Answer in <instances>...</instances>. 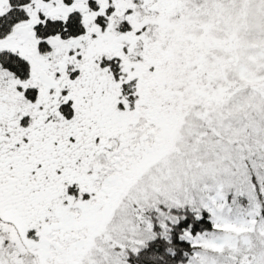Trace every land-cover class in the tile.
<instances>
[{
    "label": "snow or ice",
    "instance_id": "snow-or-ice-1",
    "mask_svg": "<svg viewBox=\"0 0 264 264\" xmlns=\"http://www.w3.org/2000/svg\"><path fill=\"white\" fill-rule=\"evenodd\" d=\"M0 264H264V0H0Z\"/></svg>",
    "mask_w": 264,
    "mask_h": 264
}]
</instances>
